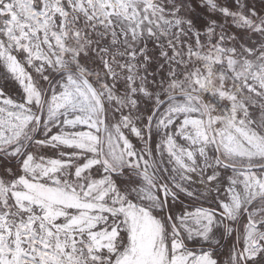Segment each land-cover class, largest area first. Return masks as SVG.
Wrapping results in <instances>:
<instances>
[{"label": "snow or ice", "instance_id": "snow-or-ice-1", "mask_svg": "<svg viewBox=\"0 0 264 264\" xmlns=\"http://www.w3.org/2000/svg\"><path fill=\"white\" fill-rule=\"evenodd\" d=\"M0 264H264V0H0Z\"/></svg>", "mask_w": 264, "mask_h": 264}]
</instances>
